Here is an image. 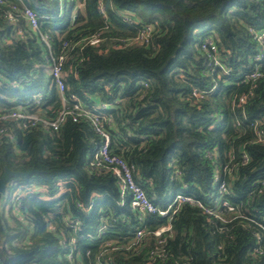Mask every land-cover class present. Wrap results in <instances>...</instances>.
Segmentation results:
<instances>
[{
	"label": "trees",
	"instance_id": "16d2710c",
	"mask_svg": "<svg viewBox=\"0 0 264 264\" xmlns=\"http://www.w3.org/2000/svg\"><path fill=\"white\" fill-rule=\"evenodd\" d=\"M22 2L66 55L65 95L113 103L110 152L133 166L152 203L164 208L184 194L213 211L180 202L166 216L147 214L146 233L131 245L137 212L110 170L90 165L101 138L87 121L66 118L51 130L0 119V176L32 171L0 194V264H264V40L254 38L264 29V0ZM13 7L23 10L19 0L0 3V115L21 108L54 117L61 101L45 71L46 47ZM147 26L146 43H129ZM94 34L97 46L71 49ZM206 38L228 72L207 66ZM257 54L260 75L237 79ZM16 190L18 212L1 203ZM166 224L170 231L156 237Z\"/></svg>",
	"mask_w": 264,
	"mask_h": 264
},
{
	"label": "built area",
	"instance_id": "2783aa9c",
	"mask_svg": "<svg viewBox=\"0 0 264 264\" xmlns=\"http://www.w3.org/2000/svg\"><path fill=\"white\" fill-rule=\"evenodd\" d=\"M19 1L23 5V10H16L15 7H13V9L15 10V12L21 13V16L25 20L28 29L38 32L40 40L46 47L47 64L45 66V71L51 77L52 85H54L58 92L61 101V108L54 117L46 118H37V116L29 114L21 110V108H18L9 112H3L0 115V119H10L20 123L22 122L21 125H25L27 121H31L33 123L38 121L39 123H42L43 127L51 130H57L66 118H70L72 121H87L101 138V143L94 156L92 157L90 165L98 169H102V167L108 168L119 183L122 199H126L125 195L129 196L130 208L137 212L140 223L135 229V236L131 245H137L141 237L146 233L143 222L147 214H158L160 216H166L167 214H169L170 210H172V213L175 212L177 210V207H175V205L179 204L180 202L197 204L206 213L211 214L213 211L212 209L202 205V203H200L195 198L184 194H176L173 200L164 208H160L159 206L152 203V201L147 197L143 187L135 180V177L133 175V166L129 165L122 157L110 152V135L105 129V123H109L112 120L110 109L113 103L100 100L85 103L83 102V99L76 94H70L69 96L65 95L66 72L64 70V63L66 61V55L63 51H61L60 53H56L53 50L49 36L45 33H41L39 30V18L37 13L32 8L24 6L22 0ZM1 2L2 0H0V3ZM9 14V19L14 22L16 19L15 15L13 16L11 13ZM123 19L128 22H132V20L135 21L134 17L129 14H123ZM150 31L151 26H147L137 36H135L133 39H130L129 43H146L148 41V34ZM17 32L19 34H23L21 30H18ZM254 38L258 42V44H261L264 40V29L260 32L255 33ZM100 40L101 38L99 34L84 37L77 43L71 44V49L80 47L82 43L97 46ZM201 50L206 54L208 67L212 68V70H215V68L218 67L223 69L224 72L229 71L225 68L224 64L219 59V56L217 55L216 44L212 39L206 38L201 44ZM261 59L262 54H257L255 56L257 64L254 66V68L250 71L240 73L237 79H239L240 81L255 80L260 75L258 68L261 65ZM204 93L205 92L197 89H194V91L192 92L193 96L196 98L203 97ZM245 98L246 95L243 94L240 97L239 102L243 103L245 101ZM115 101L117 102L118 100ZM257 139L260 141H264L262 131L257 132ZM243 160H247L246 154H243ZM222 189H224V186H222ZM20 196L21 193L19 190L13 191L10 195H4L1 203L5 206L6 209L10 205L12 206L13 211L18 212V209L20 207ZM221 205L226 207L228 210H232V206L229 205L225 200L221 201ZM68 223L70 226L78 225L77 221L74 218H70ZM168 231H170V225L166 224L156 229L153 234L156 237H160L163 233ZM161 241L162 240H160V242ZM69 257L70 255L68 254V258Z\"/></svg>",
	"mask_w": 264,
	"mask_h": 264
},
{
	"label": "water",
	"instance_id": "95a60500",
	"mask_svg": "<svg viewBox=\"0 0 264 264\" xmlns=\"http://www.w3.org/2000/svg\"><path fill=\"white\" fill-rule=\"evenodd\" d=\"M32 173V171L27 172H15L11 171L8 168H5L3 173L0 176V194H3L5 192L6 183L11 179L15 177H21Z\"/></svg>",
	"mask_w": 264,
	"mask_h": 264
}]
</instances>
